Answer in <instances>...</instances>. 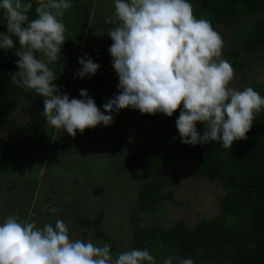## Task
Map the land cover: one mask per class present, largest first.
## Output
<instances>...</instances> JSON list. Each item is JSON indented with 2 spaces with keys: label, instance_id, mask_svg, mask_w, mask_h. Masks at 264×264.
<instances>
[{
  "label": "clouds",
  "instance_id": "1",
  "mask_svg": "<svg viewBox=\"0 0 264 264\" xmlns=\"http://www.w3.org/2000/svg\"><path fill=\"white\" fill-rule=\"evenodd\" d=\"M70 0H37L36 18L28 13L30 0H0L7 34L0 33V49L19 50L18 72L12 84L43 97L47 124L75 138L98 125L109 127L114 114L134 109L141 114L160 113L171 118L186 145L219 142L231 149L234 141L247 139L254 120L264 109V97L252 87L230 86L235 76L231 64L222 59L223 38L206 18L197 19L189 0H114V24L107 35L108 52L119 83L118 94L97 107L87 91L81 99L63 94L51 67L61 60L66 41L62 22ZM79 78L94 76L100 66L91 58H79ZM107 113V114H106ZM204 126L203 135L197 124ZM160 247H163L161 244ZM168 257L163 264H173ZM0 264H157L148 250L132 248L113 258L107 243L72 239L63 220L37 227L18 213L0 223ZM177 264H194L177 258Z\"/></svg>",
  "mask_w": 264,
  "mask_h": 264
},
{
  "label": "rangeland",
  "instance_id": "2",
  "mask_svg": "<svg viewBox=\"0 0 264 264\" xmlns=\"http://www.w3.org/2000/svg\"><path fill=\"white\" fill-rule=\"evenodd\" d=\"M37 1V0H34ZM72 7L65 10L62 22L66 26V41L62 46L61 60L51 67L57 81L66 86L69 98L81 99L80 90L87 91L95 102L108 100L118 94L117 74L112 67L108 52L113 43L107 33L114 24V0H70ZM197 19H208L207 11H198L201 0H189ZM86 14V17L84 16ZM257 15L247 14L229 22L212 27L223 38L222 59L235 70L230 86L239 90L245 84H264V51L245 55L240 51L237 35ZM14 49L19 50L16 37ZM3 51L0 49V58ZM230 54H233L231 56ZM79 58H91L100 68L92 76L79 78ZM21 87L12 84V75L0 71V97L12 93L17 97L14 112L5 121H0V145L8 151L12 147L11 137L34 111L43 112V97L22 96ZM109 127L98 125L77 131L75 138L64 130L50 127L46 120L38 131L35 141L23 142L17 152L20 157L15 169L8 175L0 174V223L18 213L22 221L35 222L37 227L46 223L55 224L63 220L69 226L72 239L91 240L100 243L91 229L79 228L69 214L92 218L100 214L99 228L114 240L118 251L130 246L133 226L132 206L138 183L143 176H177L167 186L172 192V201H162L159 211L152 217L139 219L140 226L158 224L167 228L175 222L191 227L197 220L219 214L217 199L222 194L220 186L202 178H188L192 156L188 155L168 166L150 173L132 171L126 159L136 148L151 143L152 131L158 114H141L131 109ZM107 114V113H106ZM13 186L11 190L9 187ZM97 187L99 194H94Z\"/></svg>",
  "mask_w": 264,
  "mask_h": 264
},
{
  "label": "trees",
  "instance_id": "3",
  "mask_svg": "<svg viewBox=\"0 0 264 264\" xmlns=\"http://www.w3.org/2000/svg\"><path fill=\"white\" fill-rule=\"evenodd\" d=\"M30 2L33 8L28 15L30 19H34L37 1ZM200 10L207 11L208 20L212 24H222L224 28L239 16L257 15L240 30L237 43L245 55L251 56L264 51V0H201L197 12ZM0 33L7 34L2 10ZM2 51L0 71L13 76L18 72V58L12 50ZM117 81L119 83L118 76ZM54 83L63 94L66 93L64 84L57 80ZM246 87H252L264 97L263 83L245 84L239 90ZM20 94L37 96L33 91L22 87ZM17 100L12 93L0 97V121L10 117L17 106ZM108 100L95 102L102 112L103 105ZM131 111L129 108L114 114L116 123L122 117L131 115ZM41 113L32 111L28 120L14 131L10 150L7 151L0 145V174L8 175L16 168L20 161L17 152L23 148L20 140L35 141L46 120ZM179 114L180 110H177L169 118L159 113L154 123L151 143L133 150L126 161L132 171L150 173L191 155L192 163L185 176L202 178L220 186L222 194L217 199L219 214L197 220L191 227H186L182 222H175L167 228H161L156 223L140 226L141 217L154 216L162 201H172V192L167 186L172 179H178L177 176L172 179L161 175L143 176L133 201V226L130 246L126 250H148L155 256L157 264H163L168 257L174 258L173 264H177V258H191L194 264H264V109L256 116L251 130L246 134L247 139L234 141L231 149L222 147L219 142L195 146L183 144L175 124ZM197 130L203 135L204 126L198 123ZM12 187L11 185L8 190ZM100 189L97 187L94 194H99ZM69 218L79 228L91 229L94 237L100 241L99 244H109L113 258L120 253L114 240L101 232L100 214L87 218L70 213ZM161 244L163 247H160Z\"/></svg>",
  "mask_w": 264,
  "mask_h": 264
}]
</instances>
